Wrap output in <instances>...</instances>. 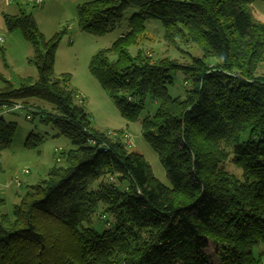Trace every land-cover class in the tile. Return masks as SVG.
<instances>
[{
    "label": "trees",
    "instance_id": "obj_1",
    "mask_svg": "<svg viewBox=\"0 0 264 264\" xmlns=\"http://www.w3.org/2000/svg\"><path fill=\"white\" fill-rule=\"evenodd\" d=\"M255 1L93 0L77 8L80 30L99 36L138 10L128 32L94 55L89 69L130 123L149 96L157 102L142 136L171 186L127 146L126 130L92 126L71 75L56 77L65 31L48 39L32 14L5 17L33 47L38 75L0 88V154L17 131L1 114L21 109L41 116L74 148L58 155L11 215L0 212V264H210V245H218L224 264H264V22L249 14ZM151 20L161 22L174 49L196 46L202 56L188 52L186 64L154 59L144 49ZM178 73L184 97L169 92ZM32 99L50 110L29 106ZM229 161L241 177L227 170ZM101 208V218L112 220L102 233L91 226Z\"/></svg>",
    "mask_w": 264,
    "mask_h": 264
},
{
    "label": "rangeland",
    "instance_id": "obj_2",
    "mask_svg": "<svg viewBox=\"0 0 264 264\" xmlns=\"http://www.w3.org/2000/svg\"><path fill=\"white\" fill-rule=\"evenodd\" d=\"M91 1L93 0H0V88L5 86L4 81H10L15 87H19L23 80H36L38 75L36 67L30 63L34 54L33 47L25 40L20 29H8L6 16H17L21 12L32 14L39 29L48 39L60 31H65L56 53V77L71 75L70 87L77 95V102L87 108L92 126L110 134L126 130L127 146L142 154L151 165L154 175L166 186H171L157 153L142 136V121L155 113L157 102L149 96L138 121L130 123L121 115L114 101L89 69L94 55L100 50L110 48L114 41L128 32L130 19L138 10L129 9L113 30L99 36L83 32L78 26L77 8ZM249 14L253 21L264 22V0H256L250 6ZM146 27L150 33L144 49L154 59L169 56L186 64L190 62L188 52L202 56L196 46H181L183 50H176L167 44L161 22L151 20L146 23ZM185 90L183 74H175L173 85L169 86L170 95L184 97ZM29 102L32 107L51 108L35 99ZM1 116L17 125L12 146L0 154V198L5 200L4 205L0 204V212L11 215L14 205L26 194L29 186L47 179L58 155L74 147L58 129L43 123L41 116H34L26 109L5 111ZM31 135L34 137L30 144L36 146L29 147L27 144ZM226 168L241 177L242 172L232 162H227ZM103 212L101 208L91 225L100 233L108 228L105 220L112 221L109 216L103 220ZM259 251H264V248L258 249V253ZM206 254L210 264H224L221 262L222 257L218 255V245H210Z\"/></svg>",
    "mask_w": 264,
    "mask_h": 264
},
{
    "label": "built area",
    "instance_id": "obj_3",
    "mask_svg": "<svg viewBox=\"0 0 264 264\" xmlns=\"http://www.w3.org/2000/svg\"><path fill=\"white\" fill-rule=\"evenodd\" d=\"M26 173H27V171H26Z\"/></svg>",
    "mask_w": 264,
    "mask_h": 264
},
{
    "label": "crops",
    "instance_id": "obj_4",
    "mask_svg": "<svg viewBox=\"0 0 264 264\" xmlns=\"http://www.w3.org/2000/svg\"><path fill=\"white\" fill-rule=\"evenodd\" d=\"M19 183V182H18Z\"/></svg>",
    "mask_w": 264,
    "mask_h": 264
}]
</instances>
